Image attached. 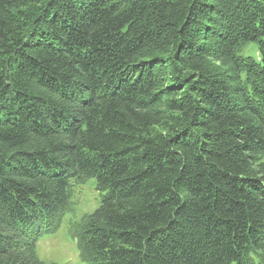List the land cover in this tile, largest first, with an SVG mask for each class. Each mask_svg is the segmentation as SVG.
I'll use <instances>...</instances> for the list:
<instances>
[{
	"label": "trees",
	"instance_id": "1",
	"mask_svg": "<svg viewBox=\"0 0 264 264\" xmlns=\"http://www.w3.org/2000/svg\"><path fill=\"white\" fill-rule=\"evenodd\" d=\"M88 179L86 264H264V0H0V264Z\"/></svg>",
	"mask_w": 264,
	"mask_h": 264
},
{
	"label": "rangeland",
	"instance_id": "2",
	"mask_svg": "<svg viewBox=\"0 0 264 264\" xmlns=\"http://www.w3.org/2000/svg\"><path fill=\"white\" fill-rule=\"evenodd\" d=\"M240 55L259 59L255 44L247 45ZM70 197V208L64 215L58 232L42 235L37 240L36 252L44 264H86L81 258L74 235L78 233L85 218L98 209L102 194L97 190L96 180L88 179L74 184Z\"/></svg>",
	"mask_w": 264,
	"mask_h": 264
}]
</instances>
